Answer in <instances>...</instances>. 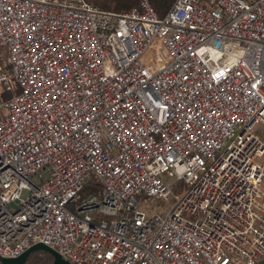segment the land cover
<instances>
[{
  "label": "built area",
  "instance_id": "2783aa9c",
  "mask_svg": "<svg viewBox=\"0 0 264 264\" xmlns=\"http://www.w3.org/2000/svg\"><path fill=\"white\" fill-rule=\"evenodd\" d=\"M0 88V264L263 260L264 0H0Z\"/></svg>",
  "mask_w": 264,
  "mask_h": 264
},
{
  "label": "trees",
  "instance_id": "16d2710c",
  "mask_svg": "<svg viewBox=\"0 0 264 264\" xmlns=\"http://www.w3.org/2000/svg\"><path fill=\"white\" fill-rule=\"evenodd\" d=\"M99 7L107 10L125 11L130 10L139 5L141 0H88ZM176 0H150L159 15L163 16L173 6ZM6 96L10 94H5ZM53 256L49 252L43 250V254L36 257L30 253L24 264H52Z\"/></svg>",
  "mask_w": 264,
  "mask_h": 264
},
{
  "label": "water",
  "instance_id": "95a60500",
  "mask_svg": "<svg viewBox=\"0 0 264 264\" xmlns=\"http://www.w3.org/2000/svg\"><path fill=\"white\" fill-rule=\"evenodd\" d=\"M37 249H43L49 252L50 254H52L53 256L52 264H72L70 261L65 259L57 250H55L54 248L50 247L49 245L43 242L35 243L18 257H3L1 258V261L4 264H24L28 259L30 253ZM259 264H264V258L259 262Z\"/></svg>",
  "mask_w": 264,
  "mask_h": 264
},
{
  "label": "rangeland",
  "instance_id": "374dc122",
  "mask_svg": "<svg viewBox=\"0 0 264 264\" xmlns=\"http://www.w3.org/2000/svg\"><path fill=\"white\" fill-rule=\"evenodd\" d=\"M17 89H18V87H17V85H15V90H17ZM3 93H4V91L0 88V94H3ZM256 131L261 137L264 138V124L263 123L257 124ZM150 200L153 202V205L156 207L164 205V200L161 198L154 197V198H151ZM41 254H43V249H37V250L32 251L33 257H36V256L41 255Z\"/></svg>",
  "mask_w": 264,
  "mask_h": 264
}]
</instances>
